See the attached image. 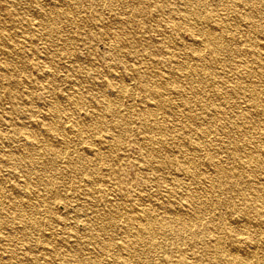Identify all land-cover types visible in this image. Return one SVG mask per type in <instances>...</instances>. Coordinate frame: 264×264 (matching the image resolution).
Masks as SVG:
<instances>
[{
	"label": "bare ground",
	"instance_id": "6f19581e",
	"mask_svg": "<svg viewBox=\"0 0 264 264\" xmlns=\"http://www.w3.org/2000/svg\"><path fill=\"white\" fill-rule=\"evenodd\" d=\"M263 26L264 0L0 1V264H264Z\"/></svg>",
	"mask_w": 264,
	"mask_h": 264
},
{
	"label": "rangeland",
	"instance_id": "374dc122",
	"mask_svg": "<svg viewBox=\"0 0 264 264\" xmlns=\"http://www.w3.org/2000/svg\"><path fill=\"white\" fill-rule=\"evenodd\" d=\"M0 1H3V0H0ZM93 7H95V5L92 6V8ZM101 10L102 11H100V12H102L101 13L102 16L104 18H108L109 15H107L108 14L107 13V10H105L103 8ZM105 13H106V15H105ZM258 32H259V39L262 38V37H264V26ZM151 38H156V36L155 35L153 36V34H152L151 35ZM189 38H190L189 35L185 34L184 36H182V41L185 42V43H189ZM104 42H106L104 39L98 40V41L94 42L93 43V46H92V50H91L92 57L97 62V66H98L99 70L102 71V72H106L108 70V65H109V60H108V57H109V48L107 46V43H104ZM117 69H119V71L122 70V69L119 68V66L117 67ZM4 92L6 93V91H2L1 94L4 95L5 94ZM44 99H45V97L41 98L40 101H43ZM241 106H243V104H241ZM31 121H34V120H31ZM125 147H128V146H125ZM135 151H137V149L136 148H132L129 151V155L133 156ZM227 161L230 162L232 160H227ZM129 176L132 177V178L134 177V174H133V172L131 170L129 171ZM140 188H142V187L140 186ZM54 202H57V198L54 200ZM62 205L63 204L61 203L60 206L55 207L56 210L57 211H62V210L64 211V210H66L68 212L70 211L69 208H62L61 207Z\"/></svg>",
	"mask_w": 264,
	"mask_h": 264
}]
</instances>
